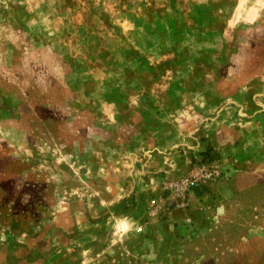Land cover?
I'll return each mask as SVG.
<instances>
[{
    "label": "rangeland",
    "instance_id": "1",
    "mask_svg": "<svg viewBox=\"0 0 264 264\" xmlns=\"http://www.w3.org/2000/svg\"><path fill=\"white\" fill-rule=\"evenodd\" d=\"M0 264H264V0H0Z\"/></svg>",
    "mask_w": 264,
    "mask_h": 264
},
{
    "label": "built area",
    "instance_id": "2",
    "mask_svg": "<svg viewBox=\"0 0 264 264\" xmlns=\"http://www.w3.org/2000/svg\"><path fill=\"white\" fill-rule=\"evenodd\" d=\"M208 177L209 175L205 174V165H200L195 173L185 176L180 180L179 184H177L176 188L179 190V194L176 196V199L182 200L186 192L204 185L205 179ZM137 231H139V228Z\"/></svg>",
    "mask_w": 264,
    "mask_h": 264
},
{
    "label": "crops",
    "instance_id": "3",
    "mask_svg": "<svg viewBox=\"0 0 264 264\" xmlns=\"http://www.w3.org/2000/svg\"><path fill=\"white\" fill-rule=\"evenodd\" d=\"M258 12V11H257Z\"/></svg>",
    "mask_w": 264,
    "mask_h": 264
}]
</instances>
